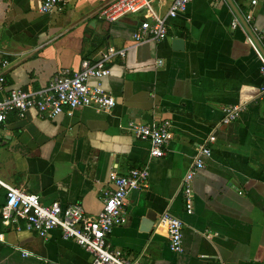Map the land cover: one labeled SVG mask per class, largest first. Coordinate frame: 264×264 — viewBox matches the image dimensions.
Returning a JSON list of instances; mask_svg holds the SVG:
<instances>
[{"label":"crops","instance_id":"crops-1","mask_svg":"<svg viewBox=\"0 0 264 264\" xmlns=\"http://www.w3.org/2000/svg\"><path fill=\"white\" fill-rule=\"evenodd\" d=\"M43 1L0 0V61L9 62L0 63V99L16 88H43L113 45L127 49L103 79L116 105L53 118L34 108L10 113L0 125V177L44 204H81L96 215L105 192L114 189L111 170L149 166L148 186L128 194V221L109 236L114 248L143 264H264V77L248 30L241 22L233 26L238 16L228 1L191 0L169 20L165 39L140 44L133 33L144 12L107 22L100 11L113 0H69L64 11L51 13L41 11ZM172 1L152 4L166 14ZM233 1L264 48V0ZM174 38L184 40L183 50ZM242 103L247 108L240 117L227 120L224 106ZM166 119L172 122L166 153L154 157L150 141L128 125ZM211 134L216 141L194 178L188 213L182 181ZM5 201L0 188V212ZM166 211L184 221L182 252L171 249L160 222ZM0 237V264H93L58 227L45 237L23 223L5 228L0 213Z\"/></svg>","mask_w":264,"mask_h":264},{"label":"built area","instance_id":"built-area-1","mask_svg":"<svg viewBox=\"0 0 264 264\" xmlns=\"http://www.w3.org/2000/svg\"><path fill=\"white\" fill-rule=\"evenodd\" d=\"M68 2L69 0H44L41 11L62 12ZM190 2L191 0H173L166 14H160L154 8L152 0H113L101 9L100 16L107 22H115L128 14L144 12V19L133 33V39L140 44L165 39L168 36L169 20L186 12ZM239 24L238 17H235L233 26ZM248 40L261 61V73L264 77V55L252 37L248 36ZM126 54V48L109 45L100 51L97 58L82 59L78 70H62L43 88L11 90L0 99V125L10 113L23 114L31 108L36 109L40 115L51 118L65 110L71 112L81 107L110 111L116 105V99L104 88L103 79L111 72L109 64L112 60L116 57L125 58ZM0 63L6 66L9 62L4 59ZM91 79H95L96 84H92ZM3 82L4 77L1 76L0 83ZM261 93L264 94V83ZM246 108L247 103L224 106L225 118L237 120ZM128 128L136 137L150 141L152 156L162 157L166 153L172 130L170 120H163L158 125L131 121ZM215 141L214 134L205 138L199 145L196 160L183 178L182 193L188 213H192L194 209V178L205 166L203 157L211 156L210 144ZM149 176V166L131 168L124 174H120L117 169L111 170L110 177L115 186L111 191L105 192L103 207L96 215L88 214L81 204L63 206L58 200L44 204L37 194L26 192L0 177V188L6 191V201L0 212L1 222L5 228L16 229H21L23 223L26 229L43 237L58 227L65 238L75 240L92 255L93 264H143L140 257L130 259L121 250L114 248L109 236L114 227L128 221L127 196L132 190L147 187ZM160 222L168 229L171 249L182 252L184 221L166 211L161 215ZM28 254L27 251L23 252L24 256Z\"/></svg>","mask_w":264,"mask_h":264},{"label":"water","instance_id":"water-1","mask_svg":"<svg viewBox=\"0 0 264 264\" xmlns=\"http://www.w3.org/2000/svg\"><path fill=\"white\" fill-rule=\"evenodd\" d=\"M228 3L232 6V8L234 9V11L236 12L240 22L243 24V26L248 30L250 36L252 37V39L254 40V42L256 43L257 47L260 49V51L263 53L264 55V48L262 46V44L260 43L259 40L256 39V36L254 34V32L252 31V28L249 24V22L245 19V17L240 13V11L238 10V8L236 7L235 3L233 0H227ZM173 43H174V47H176V49L178 50H183L185 48V42L182 38H174L173 39Z\"/></svg>","mask_w":264,"mask_h":264}]
</instances>
